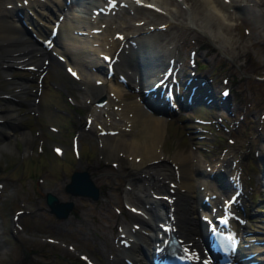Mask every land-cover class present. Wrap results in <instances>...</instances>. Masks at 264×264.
<instances>
[{
	"label": "rangeland",
	"instance_id": "rangeland-1",
	"mask_svg": "<svg viewBox=\"0 0 264 264\" xmlns=\"http://www.w3.org/2000/svg\"><path fill=\"white\" fill-rule=\"evenodd\" d=\"M149 1L160 4L163 11L142 5L137 13L125 7L115 14L116 24L121 26L119 23L126 19L130 23L126 26L128 30L137 32L145 23L139 22L146 20L145 30L153 29L165 46L173 43V48L176 44L178 57L187 66L190 50H198L197 70H201V77L210 79L209 88L219 101L221 90L226 86L231 88L227 105L201 108L193 104L184 112L170 114L171 118L166 115L162 152L166 156H173L178 150L193 153L192 164H197V172L204 177L203 182L208 183L211 192L217 191V182L205 172L212 171L211 166L218 162L219 156L232 150L236 156L239 154L238 161L248 182L243 202L249 217L240 227L242 231H249L250 238L264 240V79L261 78L264 77V0H226L229 2L225 7L226 17L212 14L210 5L203 0ZM7 4L8 0H0V12ZM174 14L176 19L172 18ZM159 15L164 17L159 19ZM165 16L173 24L158 29ZM116 24L111 23L114 29ZM46 71L38 81L41 70L16 66L0 69V96L6 92L13 95L0 97V117H12L14 109L18 114L12 119L19 124L14 129L0 124L5 129L0 132L9 134L10 131L9 138L0 135V264H88L79 251L108 264L116 256L113 254L119 255V249L124 248L120 240L123 229L135 228L131 219L135 211L126 205L131 196L126 190L131 186L128 174L135 177L130 173L131 160L123 151L109 156V148H103L96 125L102 119H95V113V121L88 129L85 126L86 115L94 111L91 102L86 100L89 91L84 79H75L57 56L47 63ZM22 84L27 85L25 93L19 90ZM39 87H42L40 93ZM123 90L128 102L140 99L139 91L133 92L132 87L123 86ZM224 106L230 107L233 114ZM222 115L225 117L220 119ZM196 116L210 118L212 122L203 124ZM235 119L241 120L238 123ZM53 124L58 130L52 128ZM203 125L206 128L198 129ZM19 127L31 132L30 140L20 136ZM76 132L80 134V154L72 147ZM115 135L108 134L112 141ZM8 140L11 144L5 149L3 145ZM54 143L63 144L65 153H55ZM166 161L173 162L170 158ZM75 169H86L93 174L101 188L99 199L83 195L71 197L65 185ZM220 170L215 169L216 173ZM226 179L225 175L219 182L225 184ZM197 183L200 185L201 181ZM228 188L226 185L220 190L229 195ZM50 190L65 200L71 197L75 201L68 218L56 217L49 211L45 198ZM18 209L23 212L16 218ZM144 227L143 230L153 233L149 225ZM260 250L264 258V242Z\"/></svg>",
	"mask_w": 264,
	"mask_h": 264
},
{
	"label": "bare ground",
	"instance_id": "bare-ground-1",
	"mask_svg": "<svg viewBox=\"0 0 264 264\" xmlns=\"http://www.w3.org/2000/svg\"><path fill=\"white\" fill-rule=\"evenodd\" d=\"M110 1L86 0L87 5L75 10L60 11L63 7V5H60V9L55 8L54 12L46 7L50 4L55 5L54 0H27V2L26 0H8L9 4L0 12V69L2 71L3 69H11L14 63H34L36 66L41 67L45 62L44 60L47 58L51 59V57L55 56V53L64 55V62H62L67 64V66L73 67L75 73L82 80L84 79L85 84L88 86L87 91H89V94L86 95V100L91 102L90 104L94 111L92 114H96L95 119L97 117L102 119L97 120L96 124L102 123L101 129H107V127L119 128L114 141L110 140L108 134L100 133L103 148H109V156H115L120 151H123L122 153L131 160L130 173H133L135 177L128 174L130 178L127 180L131 186L126 190L127 194L131 195L128 196V202L137 206V209L134 210L135 214L131 213V219H133L134 224L140 223V227L149 225L153 229V233H146L140 228L130 229L128 226L123 229L124 234L121 232L122 236L127 235V238L130 237L132 243L129 246L127 244L122 245L124 248L123 250L119 249V255L142 261L139 255L143 254L144 246L147 249H151L152 245H157L160 238L167 236L165 230L159 226V223L164 221V223L172 222L183 241L192 247V251H198L195 254L198 261L197 264H206L205 257H207L208 251H206V248L208 246L205 245V239L208 234V226L206 221H202L200 215L203 213L213 217L214 206H219L221 200L218 199L212 203L211 212L201 209L202 207L200 206L204 204L200 203L199 200L201 196L210 193L208 191L210 186L207 185V182H203L205 181L202 179L204 177H200L197 172V164H192L194 160L192 159L194 158L193 153L178 150L173 156L164 155L161 144L163 138H165L167 122H165L161 114L159 115L151 109L144 108L142 103H137V101L128 102L126 97H124V84L121 83L119 78L121 73L127 72L130 82L135 81L137 83L139 78L146 81L151 80V78L156 76L155 68L162 63L160 58L162 56L163 58L174 57L178 53L179 47L174 44L173 48H167L158 39L159 36L154 30H145L146 21L142 23L144 25L137 32L128 30L126 26L130 23L126 19L119 23L121 26L116 24L117 21L115 22L112 18H106L104 22L100 23L103 19L99 20L100 17L94 10L98 3L104 5V2L109 4ZM203 1L205 4L208 3L210 5L212 14L219 17L227 16L225 7L229 5L228 1ZM234 1L236 2V0ZM120 3L126 5L123 8H135L137 13L141 9L134 0H121ZM123 8H120V11H124ZM18 10H23L24 17L28 20L32 30L42 38H47L44 34L45 29L53 27L57 21L59 22L60 31L55 41L52 39L53 41L50 44H52L53 48L50 51L40 45V41L31 36L26 30V25L22 20L15 16L19 12ZM61 13H64L65 17L59 21ZM161 15L157 16V18L160 19ZM161 17H164V15ZM176 17V14L172 15V18L176 19ZM172 21L170 17L165 16L164 20L160 22H166V24L170 25L173 24ZM111 23L116 24L115 27L117 29H114ZM97 26L101 28L100 32L94 31ZM117 31H120L122 35L117 36ZM121 44L124 45V49L120 54V60L118 63L116 62L115 73L109 76L107 74L109 71L106 65L107 62L102 59L101 54L110 53L115 56V52ZM94 66H98L101 72L99 70L95 71L93 69ZM98 80L101 81L98 82ZM108 86L111 88L108 89ZM20 90L21 93H25L28 90L27 85L22 84ZM94 91L96 93L93 95L92 92ZM97 97L101 98L98 99ZM105 98L108 101L105 105L99 106L98 102ZM156 102L159 103L160 101L156 100ZM115 105L120 108L117 109ZM12 111L14 116L18 114L14 109ZM108 117L110 120H108ZM8 128L14 129L11 125ZM20 129L22 132L20 136L23 139L27 140L29 137L31 139L30 131ZM8 133L10 134V131ZM1 134L3 133L1 132ZM9 134H3V138H9ZM15 135L17 136V134ZM10 144L8 140L3 147L6 149ZM238 157L239 154L236 156L234 150L219 156L218 162L211 166L212 171H215V169L216 171L220 170V168L222 170L225 166L229 176L234 173L240 174L239 168L242 167V164L238 161ZM169 158L173 162L168 163L166 160ZM229 161L232 163L227 166L226 164ZM236 161L238 162L236 163ZM206 173L208 174V172ZM199 180L201 181L200 185L205 184L203 188L198 185L197 182ZM70 193L73 196L76 194ZM166 194L170 195L171 199L165 197L164 195ZM224 197H227V195ZM226 201L227 199H224V202ZM75 206L73 205V207ZM170 212L175 215L174 218H171ZM71 213L72 210H70L69 215ZM234 226L233 224L231 225L233 230H235ZM242 233L246 239L245 242H248L247 244L250 246L248 249L247 246H244L245 249L247 251L256 250L258 253L259 245L255 241H251L247 236V232L242 231ZM257 255L255 258L260 257L259 253ZM120 257L116 255L109 260L108 264H117L119 260L121 261ZM247 262L244 261V264Z\"/></svg>",
	"mask_w": 264,
	"mask_h": 264
},
{
	"label": "water",
	"instance_id": "water-1",
	"mask_svg": "<svg viewBox=\"0 0 264 264\" xmlns=\"http://www.w3.org/2000/svg\"><path fill=\"white\" fill-rule=\"evenodd\" d=\"M72 176V179L65 186L68 191H71L73 194L99 195V188L88 170L77 169ZM94 188L96 189L95 191ZM46 199L50 205L51 212H55L59 217L67 216L74 205V201L63 200L56 193L51 191L47 193Z\"/></svg>",
	"mask_w": 264,
	"mask_h": 264
},
{
	"label": "snow or ice",
	"instance_id": "snow-or-ice-1",
	"mask_svg": "<svg viewBox=\"0 0 264 264\" xmlns=\"http://www.w3.org/2000/svg\"><path fill=\"white\" fill-rule=\"evenodd\" d=\"M69 71H72L71 69H69ZM73 75H75V73L73 72Z\"/></svg>",
	"mask_w": 264,
	"mask_h": 264
}]
</instances>
